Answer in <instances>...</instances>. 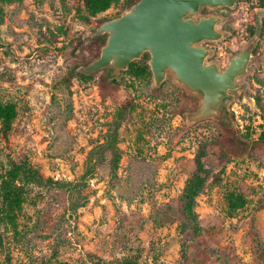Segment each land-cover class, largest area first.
<instances>
[{"label": "rangeland", "instance_id": "obj_1", "mask_svg": "<svg viewBox=\"0 0 264 264\" xmlns=\"http://www.w3.org/2000/svg\"><path fill=\"white\" fill-rule=\"evenodd\" d=\"M130 6L113 0L93 15L83 0H0V100L17 111L11 130L0 126V169L26 161L52 181L27 187L25 237L0 246V264H264V0L196 15L224 17L226 36L203 44L221 68L256 41L231 120L192 125L184 113L198 96L172 74L155 86L148 54L135 61L148 66L143 76L108 68L78 76L106 40L91 33ZM204 144L202 231L184 261L179 222L158 219L182 194ZM85 163L91 179L80 183ZM54 181L79 184L68 195Z\"/></svg>", "mask_w": 264, "mask_h": 264}, {"label": "water", "instance_id": "obj_2", "mask_svg": "<svg viewBox=\"0 0 264 264\" xmlns=\"http://www.w3.org/2000/svg\"><path fill=\"white\" fill-rule=\"evenodd\" d=\"M238 1L137 0L124 13L105 20L91 33L106 35V40L99 54L78 70L92 75L111 68L112 74L119 76L129 70L132 62L148 54L155 86L172 74L188 93L198 96L199 106L184 113L188 125L206 119L229 121L221 106L226 96L235 98L236 91L245 85L239 78L250 71L256 38L221 68L217 61H208L212 50L203 44L226 36L218 28L224 17L196 15L203 8H233Z\"/></svg>", "mask_w": 264, "mask_h": 264}, {"label": "trees", "instance_id": "obj_3", "mask_svg": "<svg viewBox=\"0 0 264 264\" xmlns=\"http://www.w3.org/2000/svg\"><path fill=\"white\" fill-rule=\"evenodd\" d=\"M136 1L126 0V4L130 6ZM83 2L89 12L96 15L108 10L113 0H83ZM129 71L133 76H143L149 72L146 64H139L138 62H132ZM78 76L81 79L91 78V75L81 72L78 73ZM127 112L128 109L125 107L119 114V118L123 119ZM16 114L14 103L0 100V126L3 128V132L7 133L11 130ZM206 147L207 145L204 144L199 149L195 158L194 169L185 182L182 194L172 203L164 205L163 212L158 219L160 224H167L172 221L179 222L178 231L182 240V259L184 261L188 259L190 240L198 237L202 231L196 207L197 198L203 191L210 172L208 163L203 160L207 154ZM112 152L114 157L119 159V153L115 150ZM92 169L91 163H85L84 172L80 176V183L91 179ZM48 182L52 181L46 180L37 169L26 161H12L7 167L0 169V246L2 248H7L8 244L13 241L21 242L25 237L21 228L20 216L26 201L27 187L29 185H43ZM54 182L56 188H60L68 195H71L79 184V182L73 181ZM260 207L262 208L264 205ZM60 264L69 263L61 262ZM119 264L143 263L127 260Z\"/></svg>", "mask_w": 264, "mask_h": 264}, {"label": "flooded vegetation", "instance_id": "obj_4", "mask_svg": "<svg viewBox=\"0 0 264 264\" xmlns=\"http://www.w3.org/2000/svg\"><path fill=\"white\" fill-rule=\"evenodd\" d=\"M106 70L107 71H110V72L112 71L111 68H108ZM231 100H232V97H230V96H226L224 98L223 103H222V106H221V110H222L223 115H228L231 112V110H230Z\"/></svg>", "mask_w": 264, "mask_h": 264}]
</instances>
